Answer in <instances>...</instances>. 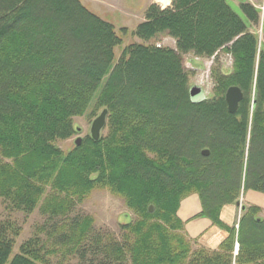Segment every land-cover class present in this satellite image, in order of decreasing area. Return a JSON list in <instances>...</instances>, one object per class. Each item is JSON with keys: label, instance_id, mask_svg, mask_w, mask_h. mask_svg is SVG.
I'll use <instances>...</instances> for the list:
<instances>
[{"label": "trees", "instance_id": "trees-1", "mask_svg": "<svg viewBox=\"0 0 264 264\" xmlns=\"http://www.w3.org/2000/svg\"><path fill=\"white\" fill-rule=\"evenodd\" d=\"M253 1L150 3L134 35L170 36L175 47L132 43L114 63L113 24L80 0H0V198L10 210L38 206L47 220L61 219L47 232L52 249L30 237L8 264H50L57 248L76 264H264L261 209L244 205L237 229L219 218L242 191L264 193L263 0ZM219 52L231 66L217 60L211 94L192 100L182 54ZM230 86L243 93L234 113L224 100ZM98 88L105 134L63 152L56 141L73 134L72 118ZM93 188L120 196L135 214L120 223L121 237L95 230L89 216L70 217ZM193 193L198 216L228 233L216 250L190 249L169 232L182 229L176 210ZM17 235L13 221L0 219V264Z\"/></svg>", "mask_w": 264, "mask_h": 264}, {"label": "rangeland", "instance_id": "rangeland-1", "mask_svg": "<svg viewBox=\"0 0 264 264\" xmlns=\"http://www.w3.org/2000/svg\"><path fill=\"white\" fill-rule=\"evenodd\" d=\"M81 3L88 8L90 11L95 13L100 18L113 24L115 32L119 37V43L114 46L113 49V61L116 63L120 58L124 48L132 43H143V44H157L167 47H175V40L170 36H160L157 41H143L134 35V30L136 25L144 20L145 11L150 4L151 0H80ZM229 2L231 0H228ZM254 2L253 0H249ZM264 1V0H263ZM262 1V2H263ZM171 0L168 4H163L161 0H153L151 3L158 4L161 8L169 6ZM258 3L257 6L262 4ZM260 11V9H259ZM261 17L260 15V25L257 27L258 34L261 33ZM261 36V34H259ZM174 41V43H173ZM172 45V46H171ZM174 45V46H173ZM212 56V55H211ZM211 56L202 57L194 55L192 53L182 54V66L188 76V89L190 97L192 100H197V97L190 92L192 87H196L197 81L202 75L204 68V63L211 59ZM219 61L221 69H227L231 66V57L228 54L219 52L213 59V63L209 68L210 74L207 78V82L202 88L204 91V98L208 97L213 88L212 80V69L216 66ZM205 79V78H204ZM104 80L100 83L99 88L103 85ZM196 84V85H195ZM98 90L92 96L90 103L82 114L76 115L72 118L74 129L76 127L80 128L79 132L74 130L73 134L67 139L56 141L55 145L58 146L63 152L70 150L74 147V140L76 137H81L84 139L90 136V126L93 119L100 113L102 107L96 106L95 101L97 99ZM250 127L248 128V132ZM106 128L103 127L100 131V135H104ZM249 135V134H248ZM249 137V136H248ZM247 137V138H248ZM246 151H248L249 138L246 141ZM195 194V193H193ZM241 197V196H240ZM247 206V205H245ZM240 214V211H239ZM74 215L79 216H89L92 220V224L95 230H102L103 232L110 233L116 237H121L123 234L121 232L120 223L126 219L134 220L135 214L126 205L123 198L120 196L109 192L106 188H93L81 202H79L70 217ZM241 215V214H240ZM258 216H264L262 211L259 212ZM9 219L13 221L18 226V235L15 236L14 244L12 246L11 254L8 258V262L11 260L14 254L19 252L20 245L25 242L30 237H40L42 241L47 240L46 246L53 248L52 238L48 237L47 232L52 228L55 220L61 221L59 218H53L47 220V217L42 215L38 206L30 213L24 214L21 211L10 210L6 207V204L0 198V219ZM163 225V224H162ZM168 231V228L165 226ZM169 232L179 234L190 249H198L201 246L196 245L194 241L188 238L184 232V228L169 229ZM236 242V241H235ZM234 247L232 248V255L236 254ZM50 264H76L78 261L75 254L67 253L65 249L57 248V251L53 254L48 255Z\"/></svg>", "mask_w": 264, "mask_h": 264}, {"label": "crops", "instance_id": "crops-1", "mask_svg": "<svg viewBox=\"0 0 264 264\" xmlns=\"http://www.w3.org/2000/svg\"><path fill=\"white\" fill-rule=\"evenodd\" d=\"M232 2L236 4V0H232ZM162 3L166 5L164 2ZM240 204L255 205L261 209L264 215V193L262 192L251 189L242 191ZM200 211L201 204L198 195L190 194L180 200L176 216L183 223L184 232L188 238L196 245L208 250H216L228 233L224 228L212 223L210 219L198 216ZM239 211L241 214L240 208L235 203L225 204L220 210L219 218L226 226H234L237 229L240 218ZM261 217L264 219V216Z\"/></svg>", "mask_w": 264, "mask_h": 264}, {"label": "water", "instance_id": "water-1", "mask_svg": "<svg viewBox=\"0 0 264 264\" xmlns=\"http://www.w3.org/2000/svg\"><path fill=\"white\" fill-rule=\"evenodd\" d=\"M264 16V14H263ZM264 22V18L262 20V23ZM190 92L194 95V97H197V100L194 101H198L203 99V95L202 92L199 88L197 87H192ZM243 98V93L241 91V89L237 86H230L226 89L225 93H224V100L227 106V110L229 113H234L238 107V103L242 100ZM106 115H107V110L106 109H102L100 111V113L93 119V121L91 122V126H90V136L92 139L97 140L100 137V131L101 129H103V127L105 126V122H106ZM76 132L80 131L79 127L75 128ZM82 142V138L81 137H76L74 140V145L75 146H79ZM209 154V150L208 149H202L201 150V155L202 156H208ZM236 206H238L240 208V210H244L245 206L240 204V201H237L235 203ZM149 211H152V207L149 206Z\"/></svg>", "mask_w": 264, "mask_h": 264}, {"label": "built area", "instance_id": "built-area-1", "mask_svg": "<svg viewBox=\"0 0 264 264\" xmlns=\"http://www.w3.org/2000/svg\"><path fill=\"white\" fill-rule=\"evenodd\" d=\"M259 9H260V14H261V17L262 15L264 14V1L262 2V4L259 6ZM261 34V33H259ZM157 46H160L159 44H157ZM214 57L211 56V59L207 60L205 63H204V70L202 71V75L200 76L199 80L197 81V85L196 87H198L203 93L204 91L202 90L201 87H203L205 85V83L207 82V78L209 77V74H210V70L209 68L211 67V64L214 62L213 61ZM205 78V79H204ZM238 247V244L237 242H235V249ZM236 252V250H234Z\"/></svg>", "mask_w": 264, "mask_h": 264}, {"label": "bare ground", "instance_id": "bare-ground-1", "mask_svg": "<svg viewBox=\"0 0 264 264\" xmlns=\"http://www.w3.org/2000/svg\"><path fill=\"white\" fill-rule=\"evenodd\" d=\"M161 1L167 4L169 0H161ZM212 56H213V57H215V56H216V54H213ZM237 249H238V247L235 249V250H236V252H237Z\"/></svg>", "mask_w": 264, "mask_h": 264}]
</instances>
